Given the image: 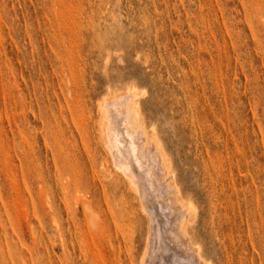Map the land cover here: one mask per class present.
<instances>
[{
  "label": "rangeland",
  "instance_id": "1",
  "mask_svg": "<svg viewBox=\"0 0 264 264\" xmlns=\"http://www.w3.org/2000/svg\"><path fill=\"white\" fill-rule=\"evenodd\" d=\"M130 84L204 258L264 264V0H0V264H177L165 193L117 161Z\"/></svg>",
  "mask_w": 264,
  "mask_h": 264
},
{
  "label": "bare ground",
  "instance_id": "2",
  "mask_svg": "<svg viewBox=\"0 0 264 264\" xmlns=\"http://www.w3.org/2000/svg\"><path fill=\"white\" fill-rule=\"evenodd\" d=\"M133 84H130V85H128V86H126L127 88L125 89V91H124V89H123V91L125 92L122 96H120V97H118V98H116V99H113V101L110 103L111 104V107L113 108L112 110H113V116H116L119 120L121 119V120H124V122H127V124H129L130 126H131V128H132V130H134V134L140 139V145L139 146H132L131 145V141H130V135L128 136V135H125L123 132H124V130H118L117 129V131H116V133H117V135H116V137H115V143L118 145H120V147H121V149L123 148L124 149V154H121V155H118L117 157H119L118 158V164L120 165V168L125 172V174H126V176L128 177L129 176V178H130V180H132V186H131V188H133V186H137L138 187V189L140 190V192H141V194H142V197H144V196H146V195H148L149 194V196H150V193H148L147 194V191H148V188L149 189H152V191L154 190L155 192H160V191H162L163 193H165V195H166V197H167V200H166V202H167V207L168 208H170V209H172V213H173V217H175V219H173L174 220V229L172 230V234H173V243L176 245V251H175V248H173V249H170V248H168L167 249V251H166V253L168 254V257H169V259L171 260V261H173V262H175V263H177V264H212V262H210L209 260H207L206 259V257L204 258V256L202 255V251H200V249H203V248H200V246H202V245H198L195 241H193L191 238H193V237H191L190 238V236L191 235H189V233H188V228L187 227H189L192 223L190 222V218H191V216H192V218L194 217V215H192L193 213H195V211L197 210H195V207H197L196 205H195V207H194V203H192L190 200L188 201L187 199H185V197H184V195L185 194H183L184 192L183 191H181L182 190V188H180L179 189V186H180V184H177V182H179V180L176 182L175 180V172L172 170V165L169 163L172 159H171V157L169 158V159H171V160H169L168 161V158H166V156L164 155V154H166V153H162L161 151H162V147L160 148L159 147V150L157 151V150H155V148H157V141L158 140H156L155 141V139L154 138H150V137H148L149 135H147V133L146 132H148V131H151L152 130V127H151V129L150 130H147V131H145V127H143L141 124H140V120L142 119L141 118V113H142V106H141V104H140V98H139V94L140 93H138L139 92V90L140 89H138L137 90V86L134 84L133 86H132ZM136 86V87H135ZM141 93H145V91L143 92H141ZM141 95V94H140ZM144 95V94H143ZM114 98V97H113ZM139 98V99H138ZM106 99H108V98H106ZM142 102V101H141ZM103 103V102H102ZM149 104H151V103H149ZM101 105V104H100ZM141 106V107H140ZM101 108V107H100ZM105 108H106V106H105ZM104 112H105V109L103 110ZM141 112V113H140ZM103 113V112H102ZM108 115H109V113H108ZM143 115V114H142ZM102 116V115H101ZM105 116V115H104ZM143 118H144V116H142ZM101 119V118H100ZM99 119V120H100ZM109 120V119H108ZM105 121V120H104ZM103 121V122H104ZM144 122L145 121V118H144V120L142 119L141 120V122ZM101 123V122H100ZM105 123V122H104ZM103 123V124H104ZM113 123V122H112ZM112 125V124H111ZM145 125H146V123H145ZM109 127H110V125H108ZM124 126V125H123ZM123 126H122V128H123ZM148 127V126H147ZM103 128V127H102ZM104 128L105 129H107V127H105V125H104ZM103 128V135H101V137L103 136L104 137V135H105V132L107 131H104L105 129ZM111 128V127H110ZM109 128V129H110ZM118 128V127H117ZM129 129H130V127H129ZM147 129V128H146ZM156 128L154 127V130H155ZM110 132H111V129H110ZM127 132V131H126ZM157 132V131H156ZM151 133V132H150ZM149 132H148V134H150ZM153 134H155V131L154 132H152ZM156 134H158V133H156ZM114 136V135H113ZM151 136V135H150ZM152 136H155V135H152ZM157 137H158V135H156ZM133 137H134V135H133ZM159 138V137H158ZM107 139V137H105V139H104V141ZM160 139V138H159ZM109 140H110V138H109ZM137 141V140H136ZM105 142H107V140L105 141ZM110 142V141H109ZM134 143V142H133ZM161 143H162V145H163V142H162V140H161ZM108 144V143H107ZM106 144V145H107ZM136 144H137V142H136ZM135 145V144H134ZM159 145H161V144H159ZM161 145V146H162ZM108 146V148H109V150H111L110 148H112L111 147V145L110 144H108L107 145ZM164 146V145H163ZM137 148V150H138V152H140V153H142V154H144V155H139L138 157H136L135 156V154L133 155V153L135 152V149ZM165 148V147H164ZM122 149V150H123ZM111 152V151H110ZM146 152H148L149 153V155H148V153H146ZM167 152V151H166ZM146 153V154H145ZM168 153V152H167ZM112 155H113V153H112ZM138 155V154H137ZM116 160V159H115ZM133 160L134 161H137V163H138V165H139V172H141V173H143V176L142 177H137V180H135V178H134V176L135 175H133V169L131 168V164L130 163H133ZM171 162H173V161H171ZM114 163V162H113ZM173 164V163H172ZM113 165V164H112ZM116 165V164H115ZM114 165V166H115ZM133 165V164H132ZM114 166H113V170H114ZM171 166V167H170ZM117 167H118V165H117ZM105 168H107L106 167V165H105ZM135 169V168H134ZM106 170V169H105ZM107 171V170H106ZM116 171H117V169H116ZM119 171H121V170H119ZM118 171V172H119ZM108 172H111L110 170H108ZM112 172H114V171H112ZM111 172V173H112ZM138 172V173H139ZM174 172V173H173ZM110 173V174H111ZM117 173V172H116ZM120 173V172H119ZM150 173H152V175L150 174ZM109 174V173H108ZM140 174V173H139ZM138 175V174H137ZM115 176H116V174H115ZM119 176H122V174L120 175L119 174ZM123 178H124V175L122 176ZM127 177H126V179H127ZM117 178H118V176H117ZM121 178V177H120ZM119 178V179H120ZM118 179V180H119ZM150 179L152 180V181H150ZM121 180V179H120ZM125 180V179H124ZM121 181H123V179L121 180ZM126 181V180H125ZM125 181H123L124 183H125ZM141 181L143 182H145V184L147 183V181H148V183H150V184H147V185H145V184H143V183H141ZM150 181V182H149ZM118 182V181H117ZM121 183L122 184V186H123V184L124 183ZM127 182H128V180H127ZM127 182L125 183V184H127ZM82 183V182H81ZM180 183V182H179ZM124 184V186H126L127 187V185L129 184H127V185H125ZM69 185H70V181H69ZM71 185H72V183H71ZM179 185V186H178ZM73 186V185H72ZM71 186V187H72ZM123 186V187H124ZM129 186V185H128ZM71 187H67L68 189H70ZM77 187V186H76ZM116 187V186H115ZM114 187V188H115ZM148 187V188H147ZM181 187V186H180ZM78 188V187H77ZM125 188V187H124ZM128 188V187H127ZM127 188H125V189H127ZM130 188V187H129ZM127 189L126 191H124V192H127L128 190V194L129 193H131L132 192V189ZM66 189V188H65ZM64 189V190H65ZM68 189H66V190H68ZM65 190V191H66ZM114 190V189H113ZM135 189L133 188V191H134ZM69 191V192H68ZM67 192L68 193H70V190H68ZM116 191H118V190H116ZM131 191V192H130ZM66 192V194H68ZM155 192H154V194H155ZM182 192V193H181ZM110 193H112V190H109V194ZM134 193H136V190H135V192ZM115 194V193H114ZM114 194H112V195H114ZM159 194V193H158ZM183 194V195H182ZM106 195H107V193H106ZM164 195V194H163ZM164 195V196H165ZM76 196V195H75ZM109 196V195H108ZM187 196V195H186ZM112 197H115V196H112ZM130 198H131V196H129ZM155 197H158V196H155ZM77 198V197H76ZM107 198V197H106ZM108 198H110V200H111V197H108ZM137 198H139L138 196H137ZM146 198V197H145ZM74 199V202L73 203H77L76 201H75V198H73ZM79 199V198H78ZM149 199V198H148ZM190 199V198H189ZM77 200V199H76ZM81 200V199H80ZM153 200V199H152ZM81 202V201H80ZM87 202V199H86V201H85V203ZM125 202V201H124ZM143 202V201H142ZM159 202V201H158ZM73 203H71V204H73ZM84 203V204H85ZM139 203V202H138ZM162 203H163V200H162ZM87 204V203H86ZM86 204H85V206H86ZM156 204V203H155ZM81 205V204H80ZM83 205V204H82ZM139 205V204H138ZM90 206V205H89ZM134 206V205H133ZM163 206V205H162ZM73 207H74V204H73ZM84 207V206H83ZM87 207V206H86ZM130 207V206H129ZM128 207V208H129ZM141 206H139V208H140ZM150 207V206H149ZM154 207H156V205L154 206ZM159 207V206H158ZM75 208V207H74ZM164 208V207H163ZM141 209V208H140ZM152 209V208H151ZM160 209V208H159ZM75 210L77 211V209L75 208ZM83 210H85V208L83 209ZM88 210H91V209H88ZM127 210V209H126ZM155 210H156V208H155ZM74 211V210H73ZM121 211V210H120ZM139 211H141V210H139ZM142 211H144V210H142ZM141 211V212H142ZM133 212V211H132ZM132 212L129 210V212H127V214L128 215H130L129 213H131L132 214ZM135 212V211H134ZM73 213H76V212H73ZM120 213V212H119ZM143 213V212H142ZM146 213V212H145ZM144 213V214H145ZM165 214H167L166 212H164ZM170 213V212H169ZM197 213V212H196ZM133 214H135V213H133ZM149 214V213H148ZM147 214V215H148ZM157 214V213H156ZM159 215H161L162 216V214H159ZM168 215V214H167ZM76 216H77V213H76ZM143 216V215H142ZM145 216V219H146V214L144 215ZM143 216V217H144ZM157 216V215H156ZM161 216H159L158 218H160ZM148 217V216H147ZM163 217V216H162ZM169 218V217H168ZM153 219H154V217H153ZM166 219H167V217H166ZM171 219H172V217H171ZM146 220H148V219H146ZM168 220V219H167ZM192 220H194V218L192 219ZM191 220V221H192ZM157 221H158V219H157ZM159 223V222H158ZM165 223H166V221H165ZM191 223V224H190ZM153 224V223H152ZM155 225H156V223H154ZM153 224V225H154ZM161 224V223H160ZM190 224V225H189ZM189 225V226H188ZM160 227H161V225H160ZM154 228V227H153ZM164 228V227H163ZM168 229V228H167ZM161 230V232H162V229H160ZM166 231V230H165ZM191 232V231H190ZM161 234V233H160ZM193 235V234H192ZM164 236V235H163ZM166 236H168V235H166ZM155 237L157 238V236H156V234H155ZM168 238V237H167ZM170 238V237H169ZM62 239H63V237H62ZM165 240V239H164ZM163 240V241H164ZM196 240V239H195ZM198 240V239H197ZM196 240V241H197ZM151 241H152V239H151ZM171 241V240H170ZM169 241V242H170ZM199 241V240H198ZM63 243L65 242V241H62ZM167 242V241H166ZM157 244V243H156ZM173 244V245H174ZM64 245V244H63ZM161 245V244H160ZM167 245H169L168 243H167ZM166 247V246H165ZM155 248V247H154ZM159 249V248H158ZM164 249V248H163ZM160 250H162V249H160ZM163 251V250H162ZM147 252V251H146ZM148 253V252H147ZM151 254H152V251L150 252ZM149 253V255H151ZM158 253H156V255H157ZM144 255H145V253H144ZM148 255V254H147ZM146 255V256H147ZM163 255V254H162ZM160 257H161V255H159ZM160 257H158V258H160ZM163 257H164V255H163ZM144 258V257H143ZM154 258V257H153ZM156 258V257H155ZM208 258V257H207ZM148 258L146 257V260H147ZM168 259V258H167ZM150 260V259H149ZM149 260H148V263H149ZM153 261H154V259H152ZM157 260V259H156ZM156 260H155V262H156ZM141 261H143V260H141ZM157 261H159V264L161 263V264H167L166 263V260L165 259H161V260H157ZM145 262V261H144ZM146 264H147V262H146ZM152 264H155V263H152ZM157 264V263H156ZM173 264V263H172Z\"/></svg>",
  "mask_w": 264,
  "mask_h": 264
}]
</instances>
